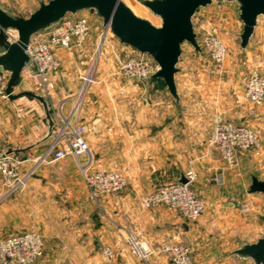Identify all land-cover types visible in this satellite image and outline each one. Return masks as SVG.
Segmentation results:
<instances>
[{"label":"crops","instance_id":"obj_1","mask_svg":"<svg viewBox=\"0 0 264 264\" xmlns=\"http://www.w3.org/2000/svg\"><path fill=\"white\" fill-rule=\"evenodd\" d=\"M4 1L0 0V8L7 14L16 16L19 12H15ZM48 1L19 0L24 4L22 11H35L41 3ZM127 1L128 4L132 3L131 0ZM137 1L140 3V0ZM128 4L126 3L127 6ZM84 11L66 16L76 19L86 16ZM89 20L90 36L82 48L75 50L73 57L63 50L56 51L60 66L52 79L54 89L49 97L43 95L42 85L35 76L32 64L22 69L15 85H21L22 92H31L46 100L54 126L52 132L46 110L36 99L25 97L27 100H22L21 97L17 100H0V146L21 159V173L31 172L24 187L14 191L7 189L0 178V240L25 232H38L35 228L39 221L43 228L41 233L50 237L44 241V253L37 264H144L130 257L122 242L125 231H135L155 251L147 264H171L167 255L160 251L161 245L171 240L184 241L194 248V264H211L213 259L206 260L205 252L202 251L205 233L209 229L204 221L209 217L218 221L226 217L231 209L228 204L227 207L222 206L223 198L213 200L205 193L209 191L205 176L212 171L224 174L220 162L208 156L212 148L206 150L201 143L205 135L204 129L211 126V121L199 117L179 118L178 115L170 118H148L147 99H154L151 106L158 113H165L173 104L177 108L179 105L199 107L205 102L204 98L199 99L197 96L202 91L205 93L206 83L204 80L202 86L194 83L199 73L197 68L191 67L189 55L183 58V51L174 77L177 99L172 98L161 79H151L147 94L142 95L141 92L145 105L141 107L140 118H111L116 109V98L107 95L105 91L112 86L88 87L78 121L86 128L85 140L92 167L120 171L127 180V186L122 192L112 195L104 209L99 208L93 214L92 222L95 220V224L91 227L86 226L87 224L70 225L66 210H48L47 214L43 212L44 204H56L53 200V187L57 186L55 183L61 180L66 182L73 177L71 173L74 172V166L70 163V156L60 161H52L51 157L45 160L42 158L56 137L58 117H66L72 104L78 99V91L82 87L79 81L82 70L79 66L86 64L80 62L78 66V61L81 57L89 56L94 46L98 48L100 33L104 32L102 22L90 18ZM110 37L113 38L108 33L106 42L123 52L125 57L137 54L134 49ZM2 53L3 50H0V54ZM104 86L106 88H101ZM128 90L123 88V91ZM55 149L66 150V144L60 141ZM188 170L196 174L192 187L212 206L209 217L202 216L191 222L164 207L147 210L139 208L142 196L156 188L178 182L180 175ZM81 198L76 194L74 200L78 202ZM83 199L90 204L88 192L84 193ZM56 216L61 220L59 225L54 226ZM46 220L49 222V229L44 226ZM106 248L113 252L110 259L105 255ZM234 252L235 250L228 256L237 260L236 263L248 261Z\"/></svg>","mask_w":264,"mask_h":264},{"label":"rangeland","instance_id":"obj_2","mask_svg":"<svg viewBox=\"0 0 264 264\" xmlns=\"http://www.w3.org/2000/svg\"><path fill=\"white\" fill-rule=\"evenodd\" d=\"M122 1L128 4L127 0ZM131 1L132 3L128 4V6L136 16L148 20L155 26H160V18L154 16L137 0ZM4 3H7L10 8L15 9V12H19L16 16L19 15V17L23 19L28 18L34 12L33 9L22 11L24 4L19 2V0H5ZM218 4L219 5L198 9L197 13L192 18V24L194 32L197 36L199 35L198 37H201L198 29V19L201 16H211L217 11L224 13L223 23L218 32V36L227 51V57L222 67V72L220 74L215 73L214 66L200 46L198 37L199 51H196L188 43L182 44L183 58L189 55L192 61L191 67L197 68L196 70L199 73L197 75L198 79L195 78L194 83H200V86H202V80L206 83L204 87L205 93L202 91L197 96L199 99L204 98L205 102L199 107L179 105V108H177L176 104H173L172 108L168 109L165 113H158L155 111V108L151 106V104L155 102L154 99V102L151 99H147L149 104L147 106L148 118H163V116L170 118L173 115H178L179 118L199 117L208 118V120L211 121L215 114H220L224 120L249 127L257 134L262 145L260 156H254L252 152H240L236 156L234 165L227 164L222 159L219 151L208 145L210 136H208V134L211 126L204 129L205 135L201 140L206 150L212 148L211 155L208 154V156L212 160L219 161L222 166L221 171L224 172L222 175L221 172L215 173V171H212L211 174L205 176V178L208 179L207 185L209 186V191L205 192L207 196L213 200L218 197L223 198V207H227L230 200L239 203L248 201L251 204V210L248 212H241L239 209H230L226 217L215 221V219L209 217L211 215L212 206H210V202L206 203V209L202 214L205 218L209 217L204 221L209 227L205 233L204 249L202 250L205 252V259L212 258L213 260L210 261L211 264H252L253 261L250 258H246L248 261L236 263L237 260L231 259L228 255H230L233 250L236 251L245 246L254 244L264 237V194L248 193L252 177L257 178L259 181H264V104L256 108L251 106L243 98L244 83L249 73L252 70H257L264 75V17L260 16L257 18V24L253 35L248 44L242 48L240 45V35L243 25L238 17L239 13L236 4L234 2H223ZM84 14L91 20L102 22L94 10H85ZM109 34L112 35L111 33ZM110 39L117 41L114 36L113 38L110 37ZM97 46L98 48L96 46L93 47V52L90 53L89 56L81 57L80 61H78V66L80 62H86V64H81L79 66L82 70L81 76H91V82L85 86L83 91L81 90L84 87V82L81 79L79 80L82 87L78 91L77 97L79 98V95L83 92L79 111L80 117L85 104L83 103V98L87 95L88 87L111 85L112 88H109L108 91L106 89L105 91L107 95L116 98V109L111 118H140L141 107L145 105L142 95L147 94V87L150 85V81H148L145 86L134 82H128L119 74L118 70L119 61L126 58L123 52L121 53L115 47H111L106 40L102 45L99 44ZM115 85L117 87H115ZM101 88L104 89L106 87L104 86ZM123 88L129 90L123 91ZM21 89V85L14 87L12 90L13 94H19L22 92ZM141 92L143 93L142 95ZM0 100L7 101L8 99L0 97ZM22 100L27 99L23 97ZM2 149L5 150L4 148ZM71 158L70 163L74 166V172L71 173L73 177L66 180V182L61 180L55 183L57 186L55 188L53 187V200L56 201V204H44L43 212L47 214L48 210L50 212L57 211V209L62 211L66 210L69 214L67 217L68 221H71L70 225L82 226L87 224L86 226L91 227L95 224V220L92 222L93 214L97 213L99 208L92 202L87 204V202L84 201L83 196L84 193H87V189L76 160ZM86 160L87 158L85 157L80 159L79 162L84 163ZM218 176H221V180L217 182L215 178ZM157 189L159 188L155 190ZM76 194L82 197L78 202L74 200ZM106 204L101 206L100 209H104ZM78 213L81 214L78 215ZM54 219L55 224L53 225H59L61 219L57 216ZM38 223L35 229L39 230L38 232H40L43 241H45V239H48L50 236H48V234L44 236L41 233L43 228L41 223H39V225ZM48 223L49 222L46 220L44 226L49 229ZM53 225L51 224L52 228ZM201 256L203 257L204 255L202 254Z\"/></svg>","mask_w":264,"mask_h":264},{"label":"built area","instance_id":"obj_3","mask_svg":"<svg viewBox=\"0 0 264 264\" xmlns=\"http://www.w3.org/2000/svg\"><path fill=\"white\" fill-rule=\"evenodd\" d=\"M212 5L219 4L213 3ZM223 17L224 13L219 11L208 17L201 16L198 19L201 37L195 33L200 46L213 64L215 73L218 74L222 72L227 57L226 48L218 36ZM90 29L89 17L82 16L73 19L70 16H65L50 29L35 33L30 37L25 52L34 66L35 76L42 85L45 97H49L54 89L52 79L60 66L56 51L63 50L73 57L75 50L82 48L89 38ZM108 33L105 31L100 33L99 44H103ZM7 35L11 41L16 40V35L11 33H7ZM118 70L119 74L128 82L145 86L158 70V66L149 56L137 52L136 55L119 61ZM79 78L83 80L84 87L91 82L90 75ZM7 81V74L0 72V97L5 99H8L5 93ZM243 98L256 108L264 104V75L257 70H252L249 73L244 83ZM78 101L79 98L72 104L66 117L63 115L58 117L56 137L42 160L48 157H51L52 161H60L68 156L74 158L81 171L88 198L96 207L100 208L107 203L112 195L118 194L126 188L127 180L118 170L92 167L91 156L85 140L86 128L78 121L81 107V101L80 103ZM60 141L66 144V150L55 149ZM208 145L217 149L222 159L229 165L235 164L236 156L240 152H252L254 156H260L262 151L261 141L251 128L226 121L220 114H215L212 117ZM85 157L87 160L80 163L79 160ZM21 164V159L15 153L7 152L0 146V178L10 191L22 189L27 178L31 175V172L21 173ZM184 176L188 181L186 184L173 182L142 196L139 208L147 210L164 207L169 212L178 213L186 221L198 220L206 209V202L192 187L196 181L195 172L188 170ZM215 180L218 182L221 180V176ZM228 206L231 209H239L241 212L251 210V204L248 201L239 203L230 200ZM122 239L128 254L141 263L147 264L155 253L149 242L135 231H125ZM160 251L167 255L171 264H194V248L181 240L163 243ZM43 253V237L36 231L0 240V264H37ZM105 255L109 259L112 258V250L106 248Z\"/></svg>","mask_w":264,"mask_h":264},{"label":"water","instance_id":"obj_4","mask_svg":"<svg viewBox=\"0 0 264 264\" xmlns=\"http://www.w3.org/2000/svg\"><path fill=\"white\" fill-rule=\"evenodd\" d=\"M234 2L243 28L240 45L244 48L257 24V18L264 17V0H140V3L154 16L160 18V26L136 16L122 0H49L26 19L7 14L0 8V72L7 74L5 93L9 100L29 97L39 101L45 108L50 123V132L54 130L46 100L31 92L13 94L24 67L32 64L26 55V46L30 37L56 25L68 14L82 10H94L102 21L105 32L111 33L120 44L149 56L158 66L151 79H161L169 94L177 99L175 85L176 65L181 56L182 44L188 43L196 51L200 50L193 29L192 18L200 8L213 3ZM16 35L11 41L7 35ZM29 63V64H28ZM33 65V64H32ZM180 184L188 181L184 174L178 180ZM248 193L264 194V181L252 177ZM241 258H250L254 264H264V237L256 243L234 252Z\"/></svg>","mask_w":264,"mask_h":264},{"label":"bare ground","instance_id":"obj_5","mask_svg":"<svg viewBox=\"0 0 264 264\" xmlns=\"http://www.w3.org/2000/svg\"><path fill=\"white\" fill-rule=\"evenodd\" d=\"M84 88H85V87H84ZM84 88H83V90H84ZM82 93H83V92H82ZM82 93L80 94V97H79V101H78V103H80V101H81Z\"/></svg>","mask_w":264,"mask_h":264},{"label":"trees","instance_id":"obj_6","mask_svg":"<svg viewBox=\"0 0 264 264\" xmlns=\"http://www.w3.org/2000/svg\"><path fill=\"white\" fill-rule=\"evenodd\" d=\"M152 80H154V79H152Z\"/></svg>","mask_w":264,"mask_h":264}]
</instances>
